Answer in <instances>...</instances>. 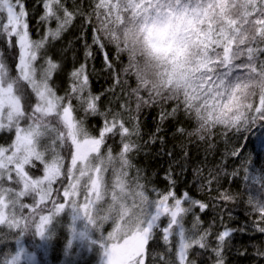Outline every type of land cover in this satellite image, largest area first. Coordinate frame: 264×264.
Returning <instances> with one entry per match:
<instances>
[{
    "label": "snow or ice",
    "instance_id": "obj_1",
    "mask_svg": "<svg viewBox=\"0 0 264 264\" xmlns=\"http://www.w3.org/2000/svg\"><path fill=\"white\" fill-rule=\"evenodd\" d=\"M172 121L161 187L136 158ZM261 127L264 0H0V264L57 246L65 264H227L237 235L264 237V165L245 154Z\"/></svg>",
    "mask_w": 264,
    "mask_h": 264
},
{
    "label": "trees",
    "instance_id": "obj_2",
    "mask_svg": "<svg viewBox=\"0 0 264 264\" xmlns=\"http://www.w3.org/2000/svg\"><path fill=\"white\" fill-rule=\"evenodd\" d=\"M77 30L70 31L65 37V43L71 41L76 43V36H78ZM79 48V45H76ZM103 60L99 56L95 61V66L97 70L102 67ZM106 77L102 75H97L93 79V86L95 90L101 91L107 87L105 83ZM157 113L155 111L147 112L144 114V132L145 137L147 138V134L155 131L157 121L155 119ZM175 128L176 122L172 121L165 125L164 128V143L161 145L160 143H156L152 145L150 149H145L137 158L136 162L138 165L145 169L150 176H152L159 186L163 187V173L164 170L168 167V157L160 156L159 152L161 147L163 146L165 151H175L177 156L180 155L179 144L181 141L175 138ZM222 141L218 142V147H221L222 150ZM188 151L191 156V160L198 163L205 155L204 146H197L195 144L188 146ZM246 155L253 156L254 160L258 159L259 164L257 166L264 165V127L257 128L253 134L250 135L247 144H246ZM213 159L212 156H209V160ZM177 173L179 174V169H177ZM185 180H191V172H186L183 176L179 177L180 186H184ZM237 219L241 222L243 217L239 215L241 209H237ZM232 223V221H229ZM264 241V237H258L256 239H249L248 236L237 235L234 241L233 246L226 253V261L227 264H254L253 254L256 247H258L261 242ZM248 248V252L245 255H241L240 251L244 248ZM41 260V264H59V262L63 263V254L60 250L59 246L55 250H52L48 253L47 256H39ZM96 256L92 253L83 252L80 254V257L74 260V264H96Z\"/></svg>",
    "mask_w": 264,
    "mask_h": 264
},
{
    "label": "rangeland",
    "instance_id": "obj_3",
    "mask_svg": "<svg viewBox=\"0 0 264 264\" xmlns=\"http://www.w3.org/2000/svg\"><path fill=\"white\" fill-rule=\"evenodd\" d=\"M82 253H83V252H81L80 254H82ZM86 253H87V252H86ZM78 257H80V255L76 256L75 259L78 258ZM63 258H64V256H63ZM59 264H65V258L63 259V263L59 262Z\"/></svg>",
    "mask_w": 264,
    "mask_h": 264
}]
</instances>
